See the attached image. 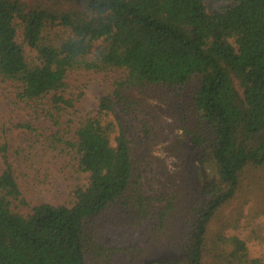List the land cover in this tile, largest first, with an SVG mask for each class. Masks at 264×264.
<instances>
[{
    "label": "trees",
    "instance_id": "obj_1",
    "mask_svg": "<svg viewBox=\"0 0 264 264\" xmlns=\"http://www.w3.org/2000/svg\"><path fill=\"white\" fill-rule=\"evenodd\" d=\"M226 2L0 0V82L52 127L1 126L0 264H264V0ZM81 73L113 88L95 116ZM119 113L150 118L156 143L168 126L170 192H146ZM42 150L88 174L71 204L27 200L50 182Z\"/></svg>",
    "mask_w": 264,
    "mask_h": 264
},
{
    "label": "rangeland",
    "instance_id": "obj_2",
    "mask_svg": "<svg viewBox=\"0 0 264 264\" xmlns=\"http://www.w3.org/2000/svg\"><path fill=\"white\" fill-rule=\"evenodd\" d=\"M227 0H222V5H227ZM70 85L80 86L85 92L81 109L84 115L95 116L99 110L100 99L110 94L113 88L106 81L105 76L92 74H76L68 80ZM16 89L13 84L0 82V140L3 139L1 126L5 125L9 129L12 124L19 122H33L35 125L51 130V124L43 119H36L25 105H20L16 98ZM118 120L127 130V136L131 140L133 157L141 161L142 181L148 195L154 196L173 188V182L168 178L177 171V158L167 151L173 137L169 135L168 126L164 125L162 141L154 142L157 136L150 134L153 128V121L143 114H118ZM10 139L14 145L25 147V142L32 139L29 133L23 131H13ZM39 158H44L46 166L51 168L48 186L42 189L38 187H26L25 196L31 206L39 202L54 205L71 204L74 200L72 192L76 186H84L88 183V174L74 173L69 166L63 169L53 156L47 155L44 150L39 154ZM58 165L59 173L54 171V166ZM4 170V163L0 158V174ZM23 171V170H22ZM24 172V171H23ZM42 173V171H41ZM264 221V220H263ZM149 230L142 228L139 230H112L105 236L109 244L139 245L148 238ZM254 256L259 257L264 254V246L251 245ZM88 264H92L89 262Z\"/></svg>",
    "mask_w": 264,
    "mask_h": 264
}]
</instances>
